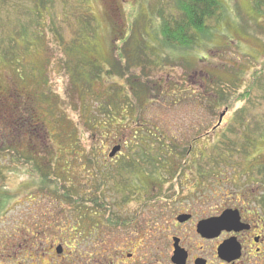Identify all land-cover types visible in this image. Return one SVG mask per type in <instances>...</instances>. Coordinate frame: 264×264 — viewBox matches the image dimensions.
I'll return each mask as SVG.
<instances>
[{
    "label": "rangeland",
    "instance_id": "1",
    "mask_svg": "<svg viewBox=\"0 0 264 264\" xmlns=\"http://www.w3.org/2000/svg\"><path fill=\"white\" fill-rule=\"evenodd\" d=\"M80 1L43 0L47 13L36 30L29 22L34 0H0V46L7 47L11 33L21 27L33 36L26 48L16 36L14 63L0 52V95L16 80L33 97L22 112L29 119L38 117L40 136L50 141L56 175L48 183L51 188L36 191L30 174L3 169L0 186L13 192L9 209L0 214V248L12 257L4 264H93L99 254L124 260L130 251L141 253V231L156 238L151 226L158 227L160 217L168 221L173 211L151 201L137 210L139 199L132 196L136 189L129 175L116 171L120 159H108L123 134L132 137L137 111L146 120L176 116L172 125L161 120L159 129L167 136L162 138L165 143L173 141L170 132L177 137L183 145L179 153L195 143L186 162L173 163L177 185L173 171L166 180L146 179L151 191L153 185L160 187L156 192L177 188L182 197L178 202H183L182 195L198 182L195 175L207 171L200 181L210 187L214 215L222 207L246 203L260 209L251 191L257 184L252 166L255 160L264 163V0H219L222 8L206 21L198 46L185 50L164 44L159 35L175 0H87L94 19L92 40V32L88 39L74 37L72 14L68 24L62 21L67 7L80 15ZM123 52L140 64L128 62L127 54L123 61ZM86 62L93 68L85 72L92 76L86 74L83 80L80 71ZM71 68L81 77L73 78ZM172 96H177L176 103ZM106 101L107 112L114 113L108 119L101 110ZM222 112L221 125L210 132ZM20 136V146H26V132ZM148 142L157 143L153 137ZM125 150L126 157L130 149ZM125 150L117 156L124 158ZM152 152L156 157L163 153ZM169 156L174 162L175 155ZM59 242L64 252L57 256L50 245ZM12 243L27 248L17 250Z\"/></svg>",
    "mask_w": 264,
    "mask_h": 264
},
{
    "label": "flooded vegetation",
    "instance_id": "2",
    "mask_svg": "<svg viewBox=\"0 0 264 264\" xmlns=\"http://www.w3.org/2000/svg\"><path fill=\"white\" fill-rule=\"evenodd\" d=\"M173 102H177V96H172ZM139 111L136 112V116H139L138 119H135V126L132 137L123 134L116 147H119L118 150L112 155L109 156L110 161H116L120 159L119 170H116L118 173L125 172L129 175L131 184L133 185L132 196L134 198H138L139 200L136 203V209H143L142 205L151 201L156 203L154 207H159L160 209L172 210L173 213L168 221H165L163 217L158 218L160 221V225L155 227V225L151 226L152 229L157 230L156 238H148L150 235L143 233L142 241V249L141 253H135L133 251L128 252L125 256V259H117L114 257H105L100 254L98 257H95L93 264H263L264 263V163L259 162V160H255V165H253L252 172H256V186L251 191L257 196V203L261 207L257 209L255 206L248 205H240L239 207H222L219 210L218 214L213 213V198L211 197V190H209L208 185H204L203 182L200 181V178L203 179L205 174L207 175V171L203 174H196L197 183L191 192L183 194L184 201L186 199L187 204H183L181 201V196L179 195L180 190L177 188L172 190H164L156 192L157 185H153L152 191L149 188L147 180L150 178H158L159 181L163 179H167L172 172L174 171L173 179L176 181L177 185V168H172L173 163L177 162V159H181L182 163L186 162V158L180 157V150L183 148V145L180 142H177L176 138L173 137L172 132H170L173 141H168L165 143L162 141V138L165 139L167 136L159 129L164 124L160 123L161 120H164L163 123H167L168 125H172L177 122V117L174 115H163L158 117L159 119H139L140 117ZM225 112H222L219 115V118L214 126L210 129V132H215L218 127L221 125L223 121V116ZM106 114L113 116V112H107ZM163 118V119H162ZM170 121V122H169ZM133 122V120H132ZM157 124V125H156ZM169 129V128H167ZM147 131V132H146ZM149 131V132H148ZM165 132V131H164ZM210 132L206 133V135L210 134ZM147 133V135H146ZM153 135L152 137L156 139L157 143L148 142L146 139H152V137H148V135ZM140 136L141 138H145L142 141L136 142L134 138ZM140 138V139H141ZM221 138L224 139L223 133H221ZM176 139V140H175ZM123 141V142H122ZM134 141V142H132ZM175 141V142H174ZM222 141V140H221ZM165 143V144H163ZM193 143V142H192ZM190 143L188 145V153L191 155V151L193 145L195 143ZM218 144V143H217ZM225 145L224 141L222 143ZM135 145H141L143 148L148 149V147H152L153 149L159 150L164 154V152L168 151L167 157H137L135 155L134 149H132ZM157 145V146H156ZM214 145V144H213ZM217 148V145H215ZM156 147V148H154ZM130 149L128 155L125 157L126 150ZM152 149V150H153ZM124 151V158H119L117 155H121ZM176 151V154L174 152ZM178 151V153H177ZM118 153V154H117ZM151 150L145 151V154H153ZM116 154V155H115ZM129 154L131 155L129 157ZM175 155V161L173 162L170 159L169 155ZM122 155V156H123ZM179 155V157H177ZM116 156V157H115ZM257 162V163H256ZM181 163V164H182ZM117 164V163H116ZM117 166V165H116ZM257 166V167H256ZM181 168V167H180ZM176 169V170H174ZM211 170V169H209ZM203 172L199 170V173ZM32 177V176H31ZM35 178V190L41 191L43 189H49L52 185L51 180L38 179ZM32 177V178H33ZM57 182V181H56ZM201 184H200V183ZM51 185H49V184ZM117 184V182H116ZM38 186V187H37ZM129 183L125 185L128 188ZM34 189V188H33ZM130 190V189H129ZM151 191V192H150ZM170 191H172L170 193ZM259 192V194H258ZM247 196L249 197V193L247 192ZM247 199V197H245ZM161 200V201H160ZM92 202L96 205V200H92ZM176 202V205H175ZM236 210L238 214V225L237 229H223L219 232L217 236H211L209 232L205 234L200 233L198 231V225L200 222L204 220H208L212 217H217L221 215L225 210ZM257 209V210H256ZM180 216H187L186 219L182 221L179 220ZM165 221V222H164ZM26 233H29V236H33V232L29 231V227H24ZM35 228V226H34ZM36 236V234L34 235ZM28 237L27 239H30ZM43 238H45L43 236ZM1 239V237H0ZM230 239H234L236 242V246L239 248V256L238 258L228 260L226 257L221 256L219 254V247L227 242ZM39 243L42 242L43 239H38ZM166 241L165 246L163 245ZM152 243V248L149 246ZM18 244L17 250H21L25 248V244ZM30 245V244H29ZM154 245H157L154 247ZM175 245L177 246V250H182V253L177 254V260L174 258ZM9 246H14L12 243ZM32 246V245H30ZM57 256L62 255L64 249L61 243H57V246L54 244L50 245ZM15 248V247H14ZM27 248V247H26ZM44 250V249H43ZM4 252V250L2 249ZM27 251V249H26ZM138 251V249H137ZM44 254L42 253L41 256ZM184 255V257H183ZM43 258V257H39ZM46 258V257H45ZM48 261L51 259H55L54 257H47ZM64 258V257H59ZM15 259V257H14ZM5 261V258H3ZM53 261V260H52ZM17 264H21L20 261H17ZM49 264V263H48ZM51 264V263H50Z\"/></svg>",
    "mask_w": 264,
    "mask_h": 264
},
{
    "label": "trees",
    "instance_id": "3",
    "mask_svg": "<svg viewBox=\"0 0 264 264\" xmlns=\"http://www.w3.org/2000/svg\"><path fill=\"white\" fill-rule=\"evenodd\" d=\"M80 3V15H77V12L72 11L73 8L67 7L64 9L62 21L67 22L68 24L69 16L70 14H72L75 17L74 21L77 28L74 37H78L80 40H82L83 37L88 39L89 33L92 32V35L90 37V40H92L91 38L94 37V28L92 21L94 19L93 16L87 12V9H89L87 0H81ZM165 4L168 5L169 3L167 2ZM171 4L172 7L169 11L168 17L165 16L159 26V35H161L164 44H169L173 46L172 48H176L177 50H185V48L197 47L199 36L203 31H205V29H207L206 21L214 16L220 10V8H222L219 0H175L172 1ZM46 9L47 8L43 0H34L33 11L31 12L32 16L29 20L34 29L37 30L38 28V30H40L42 28L41 19L44 13H47ZM17 35H19L22 39L24 48L32 44L31 39L33 36H28L26 34V27H21L18 31L14 30L7 40V47L0 46L1 56L3 58H5L6 56L9 58V56H11L9 59L6 58L10 63H14L15 61L13 56L17 52ZM136 44H139V42H136ZM12 48H15V50ZM126 54L128 62L130 61L139 63L138 58H136L135 60H130L129 52L122 53V57L120 56V58H122L123 61ZM138 57L143 58L142 55ZM126 58L125 60H127ZM77 64H79L78 59L74 65ZM87 68L93 67L92 65H90V63L86 62V66L80 71L81 73H83V80L86 74L89 75L90 78L92 76L91 71L88 73L85 72ZM71 70L73 78L81 77V74L76 73V71H78L77 68H75L76 71L73 70V68H71ZM97 70L100 71V69ZM95 76L97 77L98 74H96ZM20 79L21 81L24 80V76H22ZM13 82L14 83L12 87H10L9 91H6L4 95H0V178L2 177V171L5 168L8 171L13 172L14 174L21 175L26 173L30 174L32 177L36 176V178L41 179V181L42 179L51 180V177L54 175V169H52V167H55V163L51 160L50 141L48 140V137L40 136L41 127H39L37 123L38 117H30L29 119L28 115H25L22 112L23 109L28 107L29 101L31 102L33 100V97L29 99V93L22 87H19L20 85L16 80ZM27 98L29 99V101L27 100ZM128 102L125 100L124 105H126ZM105 103H107L106 107L104 106V108H102L101 110H105V112L107 113V111L109 110L108 108H110L109 102L106 101ZM126 107H128V105ZM103 115L107 117V119L110 118V115L108 114L103 113ZM25 118H28V120L25 121ZM31 121L33 122V125ZM22 131L26 132V146H20L21 140H23L22 136H20V133ZM152 136L153 135L151 134L148 135V137ZM140 138L141 137L138 136L134 138V141L139 142L145 139ZM240 148L241 147H238V149ZM132 149H134L135 151L134 156L137 157L155 156L153 154H145V151H152V147L143 149L141 145H135L132 147ZM189 156L190 154L188 153V149H186V151L180 154L179 158H186ZM160 157H167V155L163 154ZM1 159H4V162H2ZM33 188L35 189V187ZM57 190H59V187L56 186L55 191ZM12 194L13 192L7 186H0V214L1 210H3V212H7V210L9 209V203L12 200ZM1 244L2 241L0 240V245ZM15 245H17L16 248H18V244H14V246ZM8 254L10 253H7L6 255V252H3L0 248V264H4L3 258H5V260H10L12 258L5 257L8 256Z\"/></svg>",
    "mask_w": 264,
    "mask_h": 264
},
{
    "label": "water",
    "instance_id": "4",
    "mask_svg": "<svg viewBox=\"0 0 264 264\" xmlns=\"http://www.w3.org/2000/svg\"><path fill=\"white\" fill-rule=\"evenodd\" d=\"M119 147H115L112 149L110 156H112ZM187 216H180L179 220L186 219ZM238 225V214L236 210H225L221 215L217 217H212L208 220H204L199 223L198 231L200 233L205 234L209 232L211 236H217L219 232L223 229H237ZM182 250H177V246L175 245L174 258L177 260V254H181ZM219 254L221 256L226 257L228 260H232L238 258L239 256V248L236 246V242L234 239H230L227 242H224L223 245L219 247ZM184 257V255H183Z\"/></svg>",
    "mask_w": 264,
    "mask_h": 264
}]
</instances>
